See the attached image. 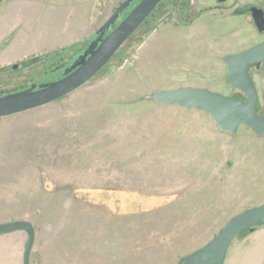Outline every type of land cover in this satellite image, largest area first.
<instances>
[{"label":"rangeland","instance_id":"374dc122","mask_svg":"<svg viewBox=\"0 0 264 264\" xmlns=\"http://www.w3.org/2000/svg\"><path fill=\"white\" fill-rule=\"evenodd\" d=\"M243 1L236 5L237 0H194L186 19L201 10L213 11L223 18L248 4L264 8V0ZM170 10L165 3L149 15L107 65L80 88L44 106L0 118L6 136L0 131V223L27 220L33 224L35 241L30 264H180L186 255L207 243L232 215L264 202V176L258 172L257 182L249 186L246 162L234 148L237 132L219 131L201 110L157 106L147 98L156 90L181 86H196L224 96L237 95L228 83L223 57L188 56L185 62L177 57L172 74L158 81L160 87L147 89L129 105L104 101L116 90L121 76H113L121 64L120 56L130 50L128 58L139 46L140 37L164 11ZM127 12L119 16L116 24ZM185 12L184 7L171 10L166 21L180 24ZM249 23V27L242 25V31H251L256 43L264 40V33L256 31L251 19ZM209 30L217 34L216 27ZM242 38L243 33L241 41ZM216 48L210 45L209 52ZM112 66L115 69L108 73ZM50 68L37 65L31 71H0V92L48 82L56 77L45 76ZM251 73L260 83L264 64ZM259 97V112L264 114V95L260 93ZM168 131L180 144L171 138L164 143L162 135ZM140 134L146 136V142L131 143ZM182 136L189 141L181 142ZM166 144L177 145L170 149V154L178 157L171 160L175 166L170 170L182 176H169ZM206 149L209 166L201 170L207 161L199 167L200 161L194 158ZM126 151L130 154L124 158L121 152ZM222 166L227 170L220 173ZM191 174L193 183L188 186V194L192 196L170 206L169 187ZM219 174L221 180L230 174L227 181L232 178L233 187L238 188L241 181L240 199L229 198V183L221 181L214 196L226 194L225 210L210 211L207 216V195L217 185H213L214 180L202 184L197 176ZM119 187L135 190L129 193L130 198H146L149 203L121 209L109 207L103 200L106 194L119 198L120 193L105 190ZM92 189L97 192H91ZM92 195L98 200L94 201ZM157 195L163 197L152 202ZM263 226L236 238L225 264H259L253 261L248 249L263 246L256 234L262 232ZM26 241L23 232L0 236V264H22Z\"/></svg>","mask_w":264,"mask_h":264},{"label":"crops","instance_id":"0c3cea01","mask_svg":"<svg viewBox=\"0 0 264 264\" xmlns=\"http://www.w3.org/2000/svg\"><path fill=\"white\" fill-rule=\"evenodd\" d=\"M123 1L124 0H8L7 2L0 3V71L3 69H10L13 65L21 64L28 59L68 47L75 43L84 42L87 39H92L95 35V31ZM242 2L244 1L237 0L236 5ZM191 4L193 6L194 0H191ZM249 22L250 17L248 15H227L222 18L213 11H207L201 14L188 26L177 24L174 20L160 23L113 73V76L116 74L121 76H119L116 90L113 93H109L107 97L104 98V101L111 102L113 105L124 103L129 105V102L142 96L147 89L160 87L158 81L172 74V69L176 68L172 67V65L176 64L177 57L184 60V58L188 56L191 58H199L204 55H211L216 56L215 58L217 59L226 54L235 53L254 45L256 43V38H254L251 31H248L249 34L242 31V25L249 27ZM215 27L217 29V34L214 35L209 29H214ZM226 27H228V30H225ZM242 33L244 36V38H242L243 41L240 39ZM6 41L7 43L2 47ZM210 45L216 46L217 50L215 51L213 49L209 52ZM250 76L256 86L258 95L260 96V93L264 95V76L260 75V83L255 80L251 71ZM168 78L169 76L167 80ZM130 105H132L131 107L135 106L133 104ZM157 106L182 108L176 107V105L164 106L157 104ZM241 127L242 128L237 130L238 141L234 148L238 150L240 157H244V161L248 168V174L246 175L248 178L247 182L249 186H252V184L257 182L256 178L258 172H261L264 176V138L262 137L263 135H256L246 126ZM168 128H170V126H168ZM0 131L1 133L3 132L4 135L3 123L0 124ZM162 136L164 143L165 140L166 143H168L167 141L169 140L167 139L170 138L173 141H177L169 134V131L167 135ZM179 138L183 143L189 141L188 137L182 136ZM146 140V136L140 134L137 135L135 140L131 141V143L139 144L146 142ZM176 143L180 144L178 141ZM208 143L209 142H207V148ZM166 146L168 147V144H166ZM173 147L177 148V145L169 146L166 153L170 161L169 176H182L178 173V175L173 174V171H171L173 170L171 167L174 165L171 164V160L178 158L170 154V149ZM208 149L202 153L204 159L202 155L194 158L200 161L199 167H201L203 161H207V166H203L201 170L209 166L210 155L207 151ZM234 150L232 152H234ZM205 153L207 155H205ZM128 154H130L128 151L121 152V156H124V158L128 156ZM228 154H230V158H233L232 153L229 152ZM231 168H234V164ZM225 170H227V168L222 166L219 171L222 173ZM229 176L230 174L227 175V178ZM197 177L202 184L209 183V180H214L213 185H217V189H212L210 192L211 194L209 193V195H207V216H210V211L218 213V211L223 212L225 210L223 200L226 194H228V196H230L229 198H232V200L236 199L238 201L240 199L241 181H239V186L237 188L233 187L232 178L228 181L227 178L221 180L220 174L216 177L203 175ZM197 177L194 176L193 178L197 179ZM180 179L178 184H174L175 186L173 188L169 187L168 202L170 206L192 196L188 194V186L193 183L192 174L188 175L184 180H182L181 177ZM224 180L229 183V189L231 191L226 193L223 197L214 196V193L218 192L221 181ZM230 183H232V187ZM91 192L97 191L92 189ZM105 192L120 193L119 198L114 194H111V196L106 194V197L103 199L104 203L111 208L121 209L130 207L134 204L140 205L149 203V200L146 198L142 200L140 198H130L129 193L135 192V190H129V188H111L105 190ZM162 197L161 195L154 196L152 202L155 203V199L160 200ZM97 198L98 197H94V201H97ZM220 200L221 202H219ZM220 222H223V220ZM262 228V232H257L256 234H259L257 239L263 242V246L249 247L248 249L249 255L253 257V261L259 264H264V226Z\"/></svg>","mask_w":264,"mask_h":264},{"label":"water","instance_id":"95a60500","mask_svg":"<svg viewBox=\"0 0 264 264\" xmlns=\"http://www.w3.org/2000/svg\"><path fill=\"white\" fill-rule=\"evenodd\" d=\"M134 0H124L95 31L94 37L82 46L84 51L55 81L31 83L18 89L0 92V118L32 110L53 101L83 86L100 72L115 55L122 44L153 13L161 0H140L130 12L108 33L119 16ZM253 25L258 33H264V10L257 6L249 9ZM226 76L230 87L238 96H224L210 90L181 86L160 89L147 98L158 105H176L186 109L205 112L219 131L236 133L240 126H246L256 135L264 134V114L258 109V91L250 76V71L264 64V40L235 53L223 56ZM58 65L55 69L58 70ZM13 69L17 65L12 66ZM115 69L109 68L108 73ZM264 225V202L246 208L232 215L217 233L203 246L186 255L180 264H225L232 242L244 229H256ZM23 232L27 241L22 253V264H30V256L35 241V229L27 220L0 223V236Z\"/></svg>","mask_w":264,"mask_h":264},{"label":"trees","instance_id":"16d2710c","mask_svg":"<svg viewBox=\"0 0 264 264\" xmlns=\"http://www.w3.org/2000/svg\"><path fill=\"white\" fill-rule=\"evenodd\" d=\"M8 0H0V3L2 2H7ZM136 2H134L133 4H135ZM166 4H168L169 7H171V10H180L183 7L186 9L185 14L181 15V20H180V25H184V26H188L190 25L195 19H197L201 14L207 12L208 10H201L198 11L197 13H195L194 15H192V17H189L186 19V16L189 14V10L191 8V2L190 0H161V2L156 6V8L154 9L153 13H151L150 15H154L162 6H164ZM132 4V6H133ZM131 6V7H132ZM171 10L165 12L164 11V15H162L161 17H159L155 23L153 25H151L149 27V29L147 30V32L142 35L140 37V39L137 42V45L141 44V42H143V40L145 39V37L147 36V34H149L151 31H153L161 22L166 21V19L170 16L171 14ZM125 12V10H124ZM247 10L243 9V8H239V9H235L232 13V15H242V14H247ZM128 13V12H127ZM126 13V14H127ZM148 19V18H147ZM146 19V20H147ZM145 20V21H146ZM10 38V37H9ZM8 38V40H9ZM7 40V41H8ZM89 40L91 39H87L84 42L81 43H75L73 45H70L68 47L65 48H61L52 52H49L47 54L44 55H40L38 57H34L31 59H28L26 61H24L23 63H21L22 65L26 66V67H34L37 65L40 66H46V65H50L52 68V71H49V74H47L46 76L49 75H55L57 73V70L55 69L56 66L59 65V63H61L63 61V59L69 55L70 53H72L73 51H77L78 49H80V47H82L85 43H87ZM7 41L2 45V47L7 43ZM1 47V48H2ZM130 50H126L119 58L120 62L122 63L124 60H126L127 56L129 55ZM6 69H3L2 71H5ZM54 79V78H53ZM258 109H259V102H258ZM255 230V229H253ZM252 229H244L237 238H243L247 235H249L252 231Z\"/></svg>","mask_w":264,"mask_h":264},{"label":"flooded vegetation","instance_id":"af4514ba","mask_svg":"<svg viewBox=\"0 0 264 264\" xmlns=\"http://www.w3.org/2000/svg\"><path fill=\"white\" fill-rule=\"evenodd\" d=\"M140 0H134L131 4H130V6L126 9V10H128V13L130 12V10L139 2ZM202 1H209V0H202ZM211 1H215L216 3H222V2H225L226 0H211ZM134 2H136L135 4H133ZM132 4H133V6H132ZM132 6V7H131ZM252 6H256V5H252V4H248V5H245L244 7H241V8H243V9H246L248 12H247V14H242V15H248L249 17H250V12H249V9L252 7ZM257 7H259V6H257ZM240 8V7H239ZM239 8H236V9H239ZM261 8V7H260ZM263 10H264V8H262ZM125 10V11H126ZM127 13V14H128ZM126 14V15H127ZM125 15V16H126ZM124 16V17H125ZM123 17V18H124ZM250 19H251V17H250ZM122 20V19H121ZM252 20V19H251ZM253 22V21H252ZM117 24H115L113 27H111L107 32H106V34H108L115 26H116ZM255 27V26H254ZM256 29V28H255ZM84 49L85 48H83L82 49V47H80V49H78L77 51H73L72 53H70L68 56V60H67V62H65V64H63V66H60V68L57 70V73L55 74L56 75V77L54 78V79H52V80H49L48 82H50V81H55V80H58V79H60L61 77H62V73H63V70L67 67V66H69L80 54H82V52L84 51ZM59 65H62V62L61 63H59ZM57 67V66H56ZM16 70H18V69H21V70H23V71H31L32 70V67H26V66H24V65H22V64H18L17 65V68H15ZM15 69H13V68H10V70H15ZM52 71V68H50V69H48L46 72H45V76L47 75V74H49V71ZM54 75V74H53ZM44 83H46V82H44ZM35 84H40V83H35ZM236 96H238V97H241V96H239L238 94L236 95Z\"/></svg>","mask_w":264,"mask_h":264}]
</instances>
